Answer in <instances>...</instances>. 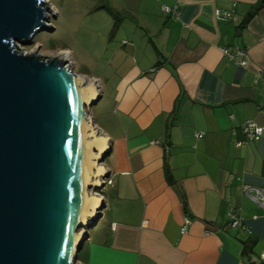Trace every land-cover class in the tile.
<instances>
[{
	"label": "crops",
	"instance_id": "crops-1",
	"mask_svg": "<svg viewBox=\"0 0 264 264\" xmlns=\"http://www.w3.org/2000/svg\"><path fill=\"white\" fill-rule=\"evenodd\" d=\"M111 3L136 26L79 75L99 87L112 182L80 264H264V212L244 191L264 187V135L242 132L264 128V5L243 26L260 0Z\"/></svg>",
	"mask_w": 264,
	"mask_h": 264
},
{
	"label": "water",
	"instance_id": "water-1",
	"mask_svg": "<svg viewBox=\"0 0 264 264\" xmlns=\"http://www.w3.org/2000/svg\"><path fill=\"white\" fill-rule=\"evenodd\" d=\"M48 0H0V264H78L105 209L99 87L63 55L25 53ZM55 18V17H54Z\"/></svg>",
	"mask_w": 264,
	"mask_h": 264
},
{
	"label": "rangeland",
	"instance_id": "rangeland-1",
	"mask_svg": "<svg viewBox=\"0 0 264 264\" xmlns=\"http://www.w3.org/2000/svg\"><path fill=\"white\" fill-rule=\"evenodd\" d=\"M48 4L51 32L39 33L31 46H22L21 49L28 54L38 50V55L45 58L69 52L68 64H72L71 68L77 75L91 76L99 65L105 64L114 42L117 40L118 45L121 42L118 34L120 22H124L125 28H132V23L135 24L134 18L116 13L118 11L112 12L111 0H48ZM100 106L101 103L96 104L89 111L96 121ZM107 181L102 180L105 184ZM109 186L97 193L107 192ZM89 231L92 232L91 229ZM83 254L80 253L81 256Z\"/></svg>",
	"mask_w": 264,
	"mask_h": 264
},
{
	"label": "built area",
	"instance_id": "built-area-1",
	"mask_svg": "<svg viewBox=\"0 0 264 264\" xmlns=\"http://www.w3.org/2000/svg\"><path fill=\"white\" fill-rule=\"evenodd\" d=\"M163 10L167 13L170 12V9H168L167 7H163ZM219 15V12H218ZM222 52L224 55L230 57V58H234L235 56H239L242 61H241V66H245L247 64V54L240 50L237 49L236 50V54H232L229 50L227 49H222ZM242 132L245 136V141L246 142H252V141H258L262 138V136L264 135V128L257 125L254 122L248 121L246 122L243 127H242ZM197 137H201V135H197ZM244 142H239L237 144L238 147L242 146ZM112 182L111 181H107L106 185H111ZM245 194L256 204L258 205L262 211L264 212V187L261 188H257V187H251V186H245L244 188ZM231 218V222L230 225L232 228L235 229H245V224L242 218L236 216L235 214H231L230 215ZM191 225V220L190 218H185L184 220V224L182 226V233L186 234L188 232V228ZM262 259L264 261V254L262 255Z\"/></svg>",
	"mask_w": 264,
	"mask_h": 264
},
{
	"label": "trees",
	"instance_id": "trees-1",
	"mask_svg": "<svg viewBox=\"0 0 264 264\" xmlns=\"http://www.w3.org/2000/svg\"><path fill=\"white\" fill-rule=\"evenodd\" d=\"M264 5V0H260V3H259V5L256 7V8H254L247 16H246V18H245V20H244V24H243V26L244 25H246L253 17H254V15L257 13V11L262 7Z\"/></svg>",
	"mask_w": 264,
	"mask_h": 264
},
{
	"label": "bare ground",
	"instance_id": "bare-ground-1",
	"mask_svg": "<svg viewBox=\"0 0 264 264\" xmlns=\"http://www.w3.org/2000/svg\"><path fill=\"white\" fill-rule=\"evenodd\" d=\"M62 55H63V57H64L65 59H69V60H70V58H71L69 52H64ZM68 62H69V61H68Z\"/></svg>",
	"mask_w": 264,
	"mask_h": 264
}]
</instances>
